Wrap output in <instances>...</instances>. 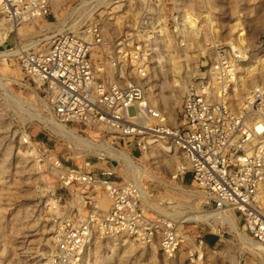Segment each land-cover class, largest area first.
<instances>
[{
  "label": "rangeland",
  "instance_id": "374dc122",
  "mask_svg": "<svg viewBox=\"0 0 264 264\" xmlns=\"http://www.w3.org/2000/svg\"><path fill=\"white\" fill-rule=\"evenodd\" d=\"M176 1L52 0L46 21L21 26L30 31L21 37V42L29 44L35 39L51 36L61 28L76 32L79 27L94 23L99 25L105 37L112 39L128 28L136 29L138 39L151 49L148 76L143 81L145 105L149 103L151 109L160 111L170 125H175L179 122L188 87L210 62L216 58L231 62L233 48L241 54L237 69L246 59L255 65L264 63V0H178L175 5ZM13 42L15 40L10 37L7 45ZM48 43L42 41L38 48L43 50ZM7 45L0 47V52L7 51ZM11 47L17 50L15 46ZM238 55L236 53L235 57ZM0 70L16 80L6 90L17 97H9L0 87L3 115L0 117V264H264L258 253L262 250H255L244 242L243 235L252 239L239 229L236 221L235 233L225 223L208 229L201 222L188 220L186 214L197 208V204L190 205V201L197 203L201 193L191 186L188 176L181 182L179 178L172 179L177 172L176 165L185 164L186 160L169 140L157 139L161 144L170 145L172 152H165L155 145L149 148L150 152L140 156L134 152L133 144H126L129 139H121L102 125L77 123L62 127L88 142L98 145L103 140L110 148L131 152L133 156L128 154L140 167L157 177V181H152L141 174L140 185L148 193L147 201L160 215L184 210L183 214L175 216L181 223L179 230L183 239L175 253L167 254L160 248L159 235L151 244L127 236L134 245L126 256L123 239L104 237L91 229L89 242L76 253L75 259H63L55 242L58 223L64 220L78 222L93 209V205L103 212L111 207V200L103 191L61 181L64 170L69 167L83 169L85 161L95 164L96 157L103 154L106 158L97 161L95 171H112L121 181H125V173L102 147L74 148V143L56 131L53 122H58L53 118L50 105L38 88L25 81L14 55L4 58ZM205 77H208V70L202 73L197 84ZM246 80L242 89L245 94L254 86L264 87V82L255 76ZM242 91L239 97L234 88L235 106L240 105ZM24 152L30 156L23 164L20 157ZM54 159L61 162V170L53 166ZM178 188L189 191L190 197ZM172 201L173 205L167 204ZM182 204L186 208L181 209ZM171 206L172 210H169ZM211 237L218 240L211 241Z\"/></svg>",
  "mask_w": 264,
  "mask_h": 264
},
{
  "label": "built area",
  "instance_id": "2783aa9c",
  "mask_svg": "<svg viewBox=\"0 0 264 264\" xmlns=\"http://www.w3.org/2000/svg\"><path fill=\"white\" fill-rule=\"evenodd\" d=\"M50 3L0 0V20L6 30L0 47L7 45L18 27L46 21ZM137 35L136 29L128 28L112 39L94 23L76 32L54 33L43 50L23 42L11 45L17 48L14 57L25 81L39 89L59 124L102 125L121 139H129L126 144H133L140 156L157 139L169 140L186 160L176 165L172 179L181 182L188 176L202 195L200 210L232 214L239 229L264 246V87L250 88L240 105L233 106V76L241 54L232 48L231 62L216 58L202 72L208 70L206 80L197 85L201 73L188 87L179 122H158L150 104L144 102L143 81L148 76L151 49ZM11 45L7 51H13ZM258 125L260 133L255 128ZM105 158L96 157L98 163ZM97 161L85 162L83 169L66 168L60 179L101 190L111 200L106 212L93 205L78 222L58 223L55 242L63 259H75L89 242L91 229L104 237L125 234L143 244H151L159 235L162 251L175 253L183 239L176 211L160 215L147 201L144 187L118 180L109 170L95 171ZM53 163L56 169L63 168L59 160ZM202 224L213 229L221 223L211 219Z\"/></svg>",
  "mask_w": 264,
  "mask_h": 264
},
{
  "label": "bare ground",
  "instance_id": "6f19581e",
  "mask_svg": "<svg viewBox=\"0 0 264 264\" xmlns=\"http://www.w3.org/2000/svg\"><path fill=\"white\" fill-rule=\"evenodd\" d=\"M177 1L175 2L176 3L175 5H177V3H178ZM61 30H64V29L61 28V29L58 30V32L61 31ZM28 31H29L28 29L27 30L26 29H22L21 26L18 27L15 30L16 33L14 34L13 39L17 42V44H18V42H21V37L23 38V36L25 35V33L26 32L28 33ZM195 32H193V33L195 34ZM5 33H6V30H5L4 26H3L2 21L0 20V43L4 40ZM50 39H51V36H45L42 39H35V40L31 41L29 44H23V45H25V46H29V45H39V44H41L42 41L45 42V41H49ZM16 53H17V50L0 52V63L1 62H4V58L6 59L8 56L16 55ZM237 72H238V74L236 73L237 74V79H236L237 81H236V84H235V88H236V91L238 93L237 95L239 97L241 95L240 92L242 91V89L245 88V85H246L245 82H247V80H246L247 78H252L253 79V77L255 76L257 78V80H260L261 81V83L264 82V63H259V64L255 65L254 62H251V61H249V59H246V61L244 62V64H241V66L238 67ZM205 78H203L202 81H205L206 80ZM233 80H234V76H233ZM15 82H16V80L11 79L9 76L3 74L1 72V70H0V87L4 90V92H5L6 95H8L9 97H12V98H17V97H16V95H9V93H8L9 91L6 90V89H8L9 85H11L12 83L15 84ZM197 85H199V84H197ZM242 93H243V91H242ZM244 95H245V93L242 94V98H243ZM234 97H237V96L234 95ZM18 99H20V98H18ZM7 103H9V102H7ZM236 105H238V103H236ZM233 106H235V105H233ZM152 110H153L152 113L156 115V117L158 119V122L165 121L164 115H162L160 113V111H155L154 109H152ZM2 116H3L2 115V111L0 110V117H2ZM53 124H55L54 127H55L56 131L60 135H62V137L66 138L68 141L74 143V145L76 146L74 148L80 147V148H86V149H93V148L95 149V147L96 148L97 147H100V148L102 147V149L104 150V152L106 154H109L110 157H112L115 161H117L119 163L120 168L125 173L124 180L126 182H129L131 180V181H133V182H135V183H137V184L140 185V179L142 177V176H140L141 174L146 175L152 181H157V177L154 176L151 173V171H148V169H146L145 167H140V165L138 163H136L135 160H133L130 157V155L128 154V152H125L123 150L114 149L112 147L110 148V145L108 143H106V141H103V140H102V143L101 144H98V145L95 144V143H92V142H88L85 139H83L82 137L76 135L73 131L67 130V128L64 129L61 124H58V123H55V122H53ZM255 128H256V131L258 133L261 132L260 125L256 126ZM155 145H159L161 147V149L163 151H165V152H168V151L172 152L170 145H168V144H161L160 142H157V144L153 143L152 146L149 145V147L143 152V154L150 152V151H148L149 148L150 147H153L154 148ZM7 151L9 152V149H7ZM8 152H6V154ZM29 156L30 155H28L27 153H25V152L23 153V155L20 157V160L23 161V164L27 161V159H28ZM99 156H105V155L100 154ZM85 162H87V161H85ZM83 167H84V164H83ZM178 167L179 166H176V168H178ZM178 189L181 190V191H184L183 189H180V188H178ZM184 192H186L185 194L187 196L189 191H184ZM190 195H191V193H190ZM190 195H188L187 197H190ZM198 198H202V195H199ZM192 201H190V205L193 204V206L194 205L196 206V204H197V208H195L196 210L194 212L186 214V216L188 217V220L189 221L192 220L195 223L196 222L209 223V220L212 219L214 221H219L220 223H225L226 225H228V227L230 228V230L232 232L234 231L236 233L237 226H236V223H235V218H234V216L232 214H228L227 212H220L218 214L206 213V212H203L202 210H200V202H199L200 200L197 203L194 202V201L192 202ZM178 205L181 206V203H178ZM190 207H192V206H190ZM184 208H186V207L182 204L181 209H184ZM183 211L184 210H182V211L181 210L180 211H176L175 214L181 215V214H183ZM185 221H187V220H185ZM109 237H120V239H123V241H122V245H124L123 246L124 247L123 253L126 256L130 254V252L132 251L133 245H134L133 244L134 241L132 239H130L129 237L127 238V236L125 234H121V235H117V236L116 235H112V236H109ZM124 238H126V239H124ZM120 239L118 241H120ZM243 240H244L245 243L251 245L252 248H254L255 250H259V251L262 250L261 252H258V253L264 259V248L262 249V247H264V246L256 243L253 240H250L249 238H247L244 235H243ZM123 253H121V255Z\"/></svg>",
  "mask_w": 264,
  "mask_h": 264
},
{
  "label": "crops",
  "instance_id": "0c3cea01",
  "mask_svg": "<svg viewBox=\"0 0 264 264\" xmlns=\"http://www.w3.org/2000/svg\"><path fill=\"white\" fill-rule=\"evenodd\" d=\"M218 239L217 238H215V237H211V241H217Z\"/></svg>",
  "mask_w": 264,
  "mask_h": 264
}]
</instances>
